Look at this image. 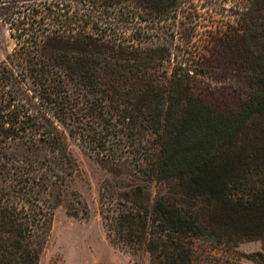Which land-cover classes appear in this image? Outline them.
I'll return each instance as SVG.
<instances>
[{"label": "trees", "instance_id": "obj_1", "mask_svg": "<svg viewBox=\"0 0 264 264\" xmlns=\"http://www.w3.org/2000/svg\"><path fill=\"white\" fill-rule=\"evenodd\" d=\"M221 1L0 0L17 42L0 65V264H40L59 208L88 217L69 138L111 152L113 245L149 264H264V0H227L200 34L196 2ZM198 78L246 98L217 110Z\"/></svg>", "mask_w": 264, "mask_h": 264}, {"label": "rangeland", "instance_id": "obj_2", "mask_svg": "<svg viewBox=\"0 0 264 264\" xmlns=\"http://www.w3.org/2000/svg\"><path fill=\"white\" fill-rule=\"evenodd\" d=\"M196 4L199 8L200 34L219 22L220 24L227 22L226 18L217 14L218 10L224 15L231 13L232 2L227 0L204 5L203 2ZM16 48L17 42L11 36L10 29L0 20V65L8 63V57L14 54ZM192 92L199 102L221 111L239 108L246 98L244 89L236 83H214L203 78H198L194 82ZM120 147L123 149L122 146ZM69 148L79 166L73 188L87 204L89 215L87 218H75L70 216L65 208H59L55 212L52 230L40 264H149L148 256L133 257L128 251L113 245L108 239V230L101 212L103 187L107 182L116 184L120 181L109 170L105 161L104 155L111 152L99 151L98 148L91 150L81 140L74 138H69ZM8 152L20 158L25 150L23 145L17 142L9 145ZM122 154L132 156L125 151L119 153ZM258 251H262L260 241L244 242L238 248L239 253ZM218 253L227 257L238 255L223 251ZM241 261L242 264H258L247 258H241Z\"/></svg>", "mask_w": 264, "mask_h": 264}]
</instances>
